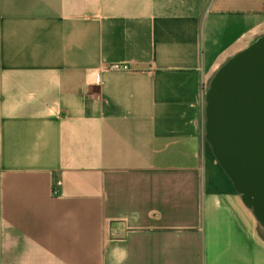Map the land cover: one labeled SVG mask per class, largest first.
<instances>
[{"label": "crops", "instance_id": "1", "mask_svg": "<svg viewBox=\"0 0 264 264\" xmlns=\"http://www.w3.org/2000/svg\"><path fill=\"white\" fill-rule=\"evenodd\" d=\"M262 37L264 0H0V264H264L205 133Z\"/></svg>", "mask_w": 264, "mask_h": 264}, {"label": "water", "instance_id": "2", "mask_svg": "<svg viewBox=\"0 0 264 264\" xmlns=\"http://www.w3.org/2000/svg\"><path fill=\"white\" fill-rule=\"evenodd\" d=\"M205 99L213 155L264 221V37L220 68Z\"/></svg>", "mask_w": 264, "mask_h": 264}, {"label": "built area", "instance_id": "3", "mask_svg": "<svg viewBox=\"0 0 264 264\" xmlns=\"http://www.w3.org/2000/svg\"><path fill=\"white\" fill-rule=\"evenodd\" d=\"M110 70L119 71V70H129V65L124 63H114L109 66Z\"/></svg>", "mask_w": 264, "mask_h": 264}]
</instances>
